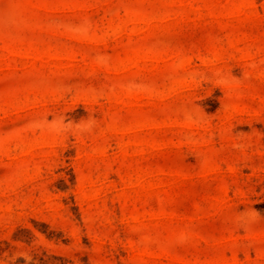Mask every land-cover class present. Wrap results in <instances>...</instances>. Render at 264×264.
<instances>
[{
  "label": "rangeland",
  "instance_id": "374dc122",
  "mask_svg": "<svg viewBox=\"0 0 264 264\" xmlns=\"http://www.w3.org/2000/svg\"><path fill=\"white\" fill-rule=\"evenodd\" d=\"M0 264H264V0H0Z\"/></svg>",
  "mask_w": 264,
  "mask_h": 264
}]
</instances>
